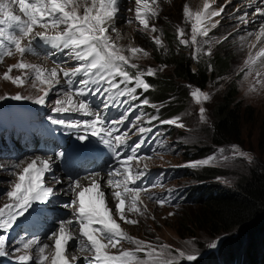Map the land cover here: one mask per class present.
<instances>
[{
	"label": "rangeland",
	"instance_id": "rangeland-1",
	"mask_svg": "<svg viewBox=\"0 0 264 264\" xmlns=\"http://www.w3.org/2000/svg\"><path fill=\"white\" fill-rule=\"evenodd\" d=\"M204 2L205 0H159V16L149 21L150 24L156 25L158 31L151 33L145 32L142 26L134 19L135 0H119V13L114 20L117 31L113 32L110 28L109 32L113 39H116L119 34L120 39L117 40L118 44L125 47H142L150 54L148 56L138 54L133 59L132 62L136 63L140 70L146 71L148 67H153L158 69L157 73H160L170 71L171 68L166 64L160 66L154 60L153 55H155V51L151 45L153 42H151L149 37L159 35L164 42L162 27H170L174 30L175 38L179 44L185 47L186 52L195 61L201 62L203 58H208L206 57L208 55V49H211V53L214 51L217 52L218 50H224V52L229 53L231 56V64L226 74L214 76L204 87L186 83L188 99L184 106L178 112H175L169 117L161 118V120L158 119V114L148 113V111L143 110L141 106L135 105L132 101H128L124 105V99L113 101L109 103L110 107L104 109L102 101H107V99H105L106 92L104 91V84L102 83L93 86L89 85L92 88L100 87L101 92L96 93L93 91L86 98L91 102L97 99L98 104L93 108L111 114L114 121L126 116L127 119L124 120V123L117 125L120 132L128 131L129 139L125 146L131 149L139 143L141 146L136 154L138 156L151 157V159L142 161L135 167V170L139 171L143 169V164L147 163L148 171L134 185H130L131 187L147 189V191L141 194V198L143 204L147 206L148 211L145 216H138L137 214L126 212V215L130 219L139 221L136 225H129L120 221L118 214H116L115 216H117V220L121 223L124 230L136 238L152 242L153 244L166 243L171 245L173 249H182L188 254L196 255L195 260L187 261L182 259L180 264H203L205 261H208L206 264H231L232 261L227 262L225 260L224 257L226 255L220 251V246L229 236L237 235L242 238L243 235L239 228L236 229L238 230L236 233L233 231L234 235H228L226 233L213 235L204 229L186 231L180 225V222L183 221L186 214L190 213L195 206L194 198H190L194 187L205 183V180L196 177V174L193 173L194 170L196 171L203 166L215 167L218 171L212 180L232 189L238 187L240 182L250 174L253 168L264 166V62H258L251 68L245 64L250 53L255 54L259 48L264 47V37L261 38L259 43L256 41V36L261 26L264 25V15L259 14L260 20L258 19L259 8L264 7V0H214L212 7L215 9L223 8V12L220 16L213 18V21L218 20L219 23L216 27L211 28L209 36L198 38L201 41L199 47L202 51L197 56L195 53L196 46H186L180 43L177 31L183 28L185 30V38H190L192 22L185 17L183 9L187 5L193 12L202 10ZM13 11L18 13V6H14ZM129 20L132 23H128ZM252 44H256V47H251ZM48 45L40 40L36 43L33 42L35 52L33 54H26L23 59L26 62L51 69L59 66L51 61L55 56H59V62L63 68H74L78 66L79 62L74 58V54L70 49L64 48L60 53L47 57L46 53L49 51ZM69 52L70 54H68ZM125 54L128 55L129 53L125 52ZM20 59L19 54H16L12 57H5L4 61L0 63V96L6 97L0 100V164L5 165L9 162H13L14 164L25 162L34 156H40H32L31 154L33 153L28 154L27 150L22 146L20 139L13 138V133H11L8 140L3 138L4 132L10 127L8 122L13 121V117L9 116V114L16 116L17 120L22 122H25L27 119H30L32 122H37L38 120L49 119V117L55 118V112L52 111L55 101L57 99H63L65 93L70 92L65 87L64 83L66 78L61 73L60 83L55 84L48 91L46 102L44 104L36 103V97L44 94L41 88L46 86H41L37 82V86L33 87V78L31 75L27 77V83L23 86H17L11 81L3 79V74L7 71L8 67L16 64ZM162 66L165 67L161 71L159 69ZM191 67L195 69L196 65L192 64ZM128 70L133 75L137 71L131 68H128ZM23 72L24 70L13 69L10 75L13 77L20 76ZM249 72L251 73L250 75L248 74ZM257 72L261 74L259 77L256 75ZM148 77L145 76L146 82ZM74 78L78 82L81 76ZM116 79L117 82L120 80L119 77ZM230 79H233L236 83L237 96L235 101L242 111V131L237 141L214 144L212 141L213 107L219 101V98L222 96V91ZM133 86L134 84L127 85V87ZM124 87L125 85L121 84V88ZM196 88L209 93L211 99L202 104H197L190 95V92ZM17 93L31 98L21 100L13 99L12 97ZM128 97L125 96L126 99ZM169 98L171 96L167 99ZM155 99L159 98H151V100ZM149 104L151 106L155 105V107H152L157 110L160 105L166 107L167 102L151 101ZM201 106L206 109L205 115L207 122H202L199 118V108ZM32 111L38 112L36 120L22 114L26 112L30 116ZM6 115H8L7 119ZM138 116L141 117L139 121L136 119ZM153 116L157 117V119L149 122L150 117ZM176 117L182 118V122L185 124L184 128L160 122ZM133 123L137 124L138 127L151 129V131L142 133V136L136 128H132ZM59 132L60 130H57L56 134ZM144 137L147 138L144 139ZM233 145L238 146L241 151L249 153L252 160L249 161L246 157H233ZM221 149L224 151L221 152ZM3 150L11 152L12 155H16V159L2 156L1 152ZM224 156L229 157V159L224 160ZM208 157H215L212 163L208 165H203L198 168L188 166L192 161L203 160ZM50 159L54 162L55 168L53 170L55 174L60 172L63 178H68L67 175H65L67 177L63 176V172L59 169L57 161L51 157ZM13 171L15 170L11 168V164L6 169H0V206L8 202L5 193L9 190L11 182L15 180V176L12 174ZM90 173L93 172H89L88 174ZM105 175L109 178L107 174ZM46 176L48 177L46 178V183L54 188L56 195L50 197L48 202L44 203L46 209L38 212L33 218L26 217L24 220L18 219L11 229H0V235H6L8 238L6 245L8 255L0 256V264H20L15 259L17 255L23 254L20 241L41 235H43L39 238L41 242L49 244L50 249H46L45 254L49 255V259H51V254H54V240H49L48 236L58 228L59 221L73 219V209L66 208L64 205L71 202L75 193L72 192L70 195H64V191L57 192L56 190L60 186L58 187V184L51 179L53 175ZM91 176H86L81 179V184L86 186L84 182ZM80 177L78 176L72 179L76 180ZM116 179L119 178L117 177ZM110 194L112 195V191ZM159 198H164L169 202L161 207L156 202ZM58 209L60 211H56ZM113 210L115 211V206H113ZM169 213H175V215L169 216ZM213 243H215V247L211 246ZM18 247L21 248V252L19 253L15 251ZM122 247L129 249L133 248L134 245L127 241H122ZM239 248L240 246L236 251H239ZM67 249L69 250L68 254L72 255L71 258L76 257L73 264H86L85 258L89 256V253H80L82 255H78L79 252L77 250H80L78 241L70 242ZM118 250V248L110 249L113 253H118ZM32 254L38 256V249L33 248Z\"/></svg>",
	"mask_w": 264,
	"mask_h": 264
},
{
	"label": "snow or ice",
	"instance_id": "snow-or-ice-1",
	"mask_svg": "<svg viewBox=\"0 0 264 264\" xmlns=\"http://www.w3.org/2000/svg\"><path fill=\"white\" fill-rule=\"evenodd\" d=\"M214 0H205L202 10L193 12L185 5L183 11L185 17L191 21L190 38H185V30L178 29L177 35L180 43L186 46H196L195 53L202 51L199 47L201 41L199 37H208L211 28L216 27L218 20L213 21L223 12V8L212 7ZM135 15L137 21L145 32L156 33L158 31L155 24H150V19L159 16V0H135ZM18 6V13L13 11V7ZM83 9V11H81ZM131 11V9H130ZM264 14V9H259ZM119 13V0H0V63L5 57H12L19 54L20 61L8 67L3 74V79L11 81L17 86L27 83V77L33 78V87L37 82L42 87L43 95L37 96L35 102L44 104L48 91L55 84L60 83L61 73L64 78H68V83L77 76L87 78L78 81L80 87L75 91L65 93L63 99H57L52 109L55 113H80L91 119L82 121L66 122L64 119H53L54 124L66 125L68 128L83 129L84 134L79 136L81 141H86L89 136L98 137L102 143L114 153L116 165L111 167L108 173L107 184L112 191V198L115 201V213L119 220L129 225L139 223L136 219H130L126 212L134 213L138 216H145L147 206L143 204L141 194L147 191L141 187H131L137 180L145 176L148 171V164H143L142 170H135L142 161L151 157L138 156L136 153L140 144H136L130 149L131 154L122 156L118 151L121 146L128 143V131L120 132V129L112 125L123 124L127 119L107 121L101 111L92 108L86 99L88 94L95 91L101 92L100 87H89L90 84L99 85L101 82L108 85L105 92L116 90L118 95L133 96L138 88L148 90L151 85L146 82L145 76L156 75L158 69L148 67L146 71L140 70L133 59L138 54L150 55L142 47H125L117 43L119 34L113 39L109 29L117 31L114 20ZM243 20V18H241ZM246 22V21H243ZM128 23H132L131 20ZM264 37V25L261 26L257 36V43ZM157 48L165 47L159 35L149 37ZM40 40L57 48L70 49L74 58L79 62L77 67L62 68L53 67L51 69L26 62L23 59L26 54H33L35 49L33 42ZM251 47L255 48L256 44ZM125 52L129 54L126 55ZM211 55V49H208ZM258 62H264V47L252 54L245 61L247 67L251 68ZM162 66L159 70H163ZM128 68L136 69L133 75ZM13 69L24 70L20 76H11ZM251 74L250 72L248 73ZM259 77L261 74L257 72ZM117 77L120 80L117 82ZM121 84L125 87L121 88ZM134 84L133 87H127ZM191 88V86H189ZM197 104H202L211 99L209 93L196 88L190 92ZM0 96V100L5 99ZM16 100L30 99L17 93L12 97ZM133 98H135L133 96ZM112 99V97H109ZM147 105V99L142 101ZM104 109L110 107L107 101H102ZM155 107V105H152ZM206 109L199 108V118L202 122H207ZM137 121L141 117L136 118ZM157 117H150L155 120ZM164 124L176 125L184 128L185 124L181 117L160 121ZM132 128H136L139 133L151 131L144 127H138L133 123ZM119 133V134H117ZM233 157H246L249 161L252 157L249 153L241 151L238 146L233 145ZM221 152L224 150L221 149ZM59 156L64 153L60 152ZM215 157H208L203 160L192 161L189 167L198 168L212 163ZM224 160L229 157L224 156ZM23 162L11 165L14 169L15 180L11 182L9 190L5 193L8 202L0 206V229H11L18 218L23 217L34 204L47 203L50 197L56 195L54 188L46 183V174L52 173L53 162L50 159L36 157L22 166ZM9 165L0 164V169H6ZM98 173L91 176L88 186H83L79 179L73 180L68 177V188L75 193L74 198L64 207L73 209V219L59 221L58 228L50 233L49 240H54V254H45L49 248L48 243H42L38 237L20 241L23 254L15 257L20 264H73L76 257L70 261L66 254L67 246L72 241L79 242L81 252L89 253L86 257V264H180V261H193L195 254H188L182 249H173L166 243L153 244L130 235L121 226V223L114 217L113 208L108 206L105 193L101 191V185L97 177ZM119 179H116V178ZM51 179L56 183H61L57 176ZM60 191H64L61 189ZM151 198V197H150ZM163 207L167 201L159 198L156 201ZM175 213H169V216ZM155 219V217H153ZM7 236L0 235V256L8 255L6 251ZM122 241H127L134 245L133 248L124 249ZM190 243V242H189ZM215 247V243L211 245ZM38 249V256L32 254V249ZM119 249L118 253H113L110 249ZM16 252H21L18 247Z\"/></svg>",
	"mask_w": 264,
	"mask_h": 264
},
{
	"label": "trees",
	"instance_id": "trees-1",
	"mask_svg": "<svg viewBox=\"0 0 264 264\" xmlns=\"http://www.w3.org/2000/svg\"><path fill=\"white\" fill-rule=\"evenodd\" d=\"M162 33L165 47L158 49L151 43L155 51L153 57L160 66L166 64L171 70L149 76L147 82L151 87L148 90L138 88L134 93L139 102L145 99L149 103L167 102L166 107L160 105L157 110L149 103L140 105L148 113L158 114L160 120L184 106L188 99L186 83L204 87L214 76L226 74L231 64V56L224 50L214 51L201 62L195 61L185 47L179 44L172 28L162 27ZM192 64L196 65L195 69H192ZM169 96L171 98L167 99ZM236 96V83L230 79L213 107L214 144L237 141L241 135L242 111L236 104ZM152 97L159 99L151 100ZM217 171L212 166H203L193 171L205 183L195 186L191 192L190 198H194L195 206L180 225L186 231L204 229L213 235H234L233 231L236 233L239 228L244 237L229 236L220 246V251L226 255L225 260L232 261L231 264H264V166L253 168L239 186L232 189L212 180ZM239 246V251H236Z\"/></svg>",
	"mask_w": 264,
	"mask_h": 264
},
{
	"label": "bare ground",
	"instance_id": "bare-ground-1",
	"mask_svg": "<svg viewBox=\"0 0 264 264\" xmlns=\"http://www.w3.org/2000/svg\"><path fill=\"white\" fill-rule=\"evenodd\" d=\"M130 4H132V3H130ZM258 5V4H257ZM263 5V4H262ZM259 9H264V7L263 8H259ZM259 14H261L260 13V11H259V13H258V19L260 20V16H259ZM261 15H264V14H261ZM32 156H34V155H40V156H34V157H32V158H30V159H28V160H26L25 162H23V166H26L27 165V163H29V162H31V160L32 159H34V158H36V157H41V156H49V157H42V158H46V159H50V157L51 158H53L52 156H50V155H48V154H38V153H34V154H31ZM51 160V159H50ZM11 161V160H10ZM53 162V161H52ZM12 165V164H14L13 162H9L7 165ZM55 168V165H54V162H53V165H52V173H50V174H46V175H54V176H56V174H57V176H59V179L61 180V183L60 184H58V187L60 186V188H58V190H56L57 192L59 191L60 192V190L61 189H64V195H70L71 193H72V191L71 190H69V188H68V185H69V180H68V178H63L62 176H61V173L60 172H57L56 174H55V172H54V169ZM96 173H98L99 174V176L97 177V179L99 180V182H100V185H101V191H103L104 193H105V199L107 200V202H108V206L110 207V208H113V206H115V201L113 200V198H112V195L110 194V192L111 191H113L112 190V188H110L109 186H108V184H107V180H108V177L105 175V174H103L104 172H96ZM96 173H90V174H87V175H85V176H83V177H80L79 178V180H81V179H83L84 177H86V176H91V175H93V174H96ZM108 175V174H107ZM63 176L64 177H67V176H65V174L63 173ZM46 178H48L47 176L45 177V180H46ZM91 182V177H89V178H87V180H85V182H84V184L86 185V186H88V184ZM85 186V187H86ZM74 196H75V194H74ZM73 198V197H72ZM62 206V205H61ZM63 207V206H62ZM61 207V208H62ZM61 208H59L60 210H62ZM46 209V206L44 205V204H40V203H36V204H34L33 205V207L29 210V212L28 213H26L23 217H20V218H18L19 220L20 219H22V220H24L26 217H30V218H32L34 215H36L38 212H40V211H44ZM56 210V211H60V210ZM51 211H52V209H51ZM113 213H114V217L117 219V216H115L116 215V213H115V211L113 210ZM43 235H41V236H37L38 238H40V237H42ZM48 249H50V247L48 248ZM47 249V250H48ZM78 252H79V254L78 255H82V254H80V253H83V254H87V252L85 251V252H81L80 250H77ZM69 253V250L68 249H66V254H68ZM75 254V253H74ZM68 256H69V259L71 260L72 258V255L71 254H68Z\"/></svg>",
	"mask_w": 264,
	"mask_h": 264
}]
</instances>
